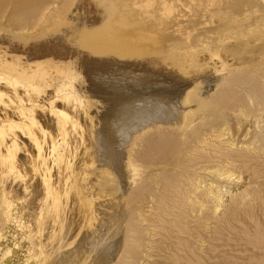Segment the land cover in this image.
Returning <instances> with one entry per match:
<instances>
[{
  "label": "rangeland",
  "instance_id": "374dc122",
  "mask_svg": "<svg viewBox=\"0 0 264 264\" xmlns=\"http://www.w3.org/2000/svg\"><path fill=\"white\" fill-rule=\"evenodd\" d=\"M156 90L193 123L128 167L118 108ZM0 109V264H264V0H0Z\"/></svg>",
  "mask_w": 264,
  "mask_h": 264
},
{
  "label": "bare ground",
  "instance_id": "6f19581e",
  "mask_svg": "<svg viewBox=\"0 0 264 264\" xmlns=\"http://www.w3.org/2000/svg\"><path fill=\"white\" fill-rule=\"evenodd\" d=\"M91 6V5H90ZM86 9V8H85ZM94 11V10H93ZM101 12V11H100ZM99 14V13H98ZM101 14V13H100ZM103 15V14H102ZM102 15H101V17H102ZM97 16V15H96ZM95 16V20H99L98 19V17H96ZM101 17H100V19H101ZM42 20V19H41ZM76 20V19H75ZM74 23V22H73ZM93 24V23H92ZM93 27V26H92ZM91 27V28H92ZM69 28V27H68ZM180 31V30H179ZM232 50H233V48H232ZM231 50V51H232ZM234 51H236V50H234ZM121 53V52H120ZM154 53V52H153ZM162 53V52H161ZM161 53H158V55H161ZM139 55V54H138ZM164 55V54H163ZM170 55V54H169ZM167 56V57H165V59L164 60H166V58H168V57H170V56ZM156 56V55H155ZM162 56V55H161ZM165 56V55H164ZM172 56V55H171ZM160 57V56H159ZM163 57V56H162ZM130 58V57H129ZM158 58V57H157ZM164 58V57H163ZM172 58V57H171ZM174 58V57H173ZM172 58V59H173ZM176 58V57H175ZM174 58V59H175ZM196 58V57H195ZM216 58V57H215ZM221 58V57H220ZM102 59V58H101ZM152 59V58H151ZM160 59V58H159ZM168 59H170V58H168ZM171 59V60H172ZM177 59V58H176ZM97 60V59H96ZM104 60V59H103ZM149 60V59H148ZM162 60V58L160 59V61ZM163 60V61H164ZM190 60V59H189ZM192 60V59H191ZM196 60H198V59H196ZM219 60V59H218ZM221 60V59H220ZM92 61H94V60H92ZM119 61V60H118ZM129 61V60H128ZM147 61V60H146ZM163 61L161 62V63H163ZM179 61V60H178ZM223 61V60H222ZM95 63H97V61H94ZM94 62L92 63V68H94ZM120 62H122L121 60H120ZM127 62V61H126ZM171 62H173V60L172 61H170V63H169V65L171 64ZM194 62V61H193ZM198 62V61H197ZM199 62H200V60H199ZM204 62V61H203ZM215 62V61H214ZM224 62V61H223ZM222 62V63H223ZM98 63H101V64H103L104 66H103V68H105L106 66H111V64L113 65V63H115L114 65H116L117 64V62L116 61H114V60H104V61H102V62H98ZM140 63V62H139ZM159 63V62H158ZM168 63V62H167ZM190 63H191V61H190ZM202 63V62H201ZM155 64H157V63H155ZM160 64V63H159ZM179 63H177V65H178ZM187 64V63H186ZM189 64V63H188ZM194 64H195V62H194ZM224 64H226V63H224ZM51 65H53V64H51ZM55 65V64H54ZM99 65V64H98ZM106 65V66H105ZM118 65V64H117ZM121 66L123 65V64H120ZM126 65H127V63H126ZM125 65V66H126ZM138 65V64H137ZM164 65V64H163ZM168 65V64H167ZM182 65V64H181ZM181 65H179V66H181ZM185 65V64H184ZM196 65V64H195ZM204 65V64H203ZM90 66V65H89ZM96 66H97V64H96ZM102 66V65H101ZM101 66H98V67H100V68H102ZM125 66L123 65V68H125ZM151 66V65H150ZM160 66H162V65H160ZM159 66V67H160ZM172 66V65H171ZM174 66H176V65H174ZM173 66V68H175ZM188 66H190V64L188 65ZM191 66H192V63H191ZM194 66V65H193ZM202 66V65H201ZM116 67L117 66H115L114 68L116 69ZM167 67V66H166ZM169 67V66H168ZM182 67V66H181ZM91 68V69H92ZM111 68V67H110ZM114 68H113V70H114ZM118 68V67H117ZM137 68V67H136ZM150 68H152V67H150ZM165 68V67H164ZM179 68V67H178ZM177 68V69H178ZM191 68V67H190ZM194 68V67H193ZM206 68V67H205ZM90 69V70H91ZM107 69V71H109L108 70V68H105V70ZM127 69V68H126ZM154 69V68H153ZM176 69V71H178ZM2 70V69H1ZM25 70V69H24ZM99 70V69H98ZM102 70V69H101ZM104 70V71H105ZM119 70V69H118ZM130 70V69H129ZM132 70V69H131ZM146 70V69H145ZM150 70V69H149ZM162 70V69H161ZM167 70V69H166ZM188 70H189V68H188ZM194 70V69H193ZM198 70V69H197ZM11 71V70H10ZM21 71V70H20ZM88 71H89V68H88ZM87 71V72H88ZM91 71H93V69L91 70ZM121 71V70H120ZM119 71V72H120ZM133 71V70H132ZM171 71H172V69H171ZM180 71V70H179ZM178 71V72H179ZM24 72V71H23ZM90 72V71H89ZM99 72V71H98ZM136 72V71H135ZM149 72V71H148ZM153 72V71H152ZM156 72V71H155ZM158 72V71H157ZM184 72V71H183ZM182 72V73H183ZM26 73V72H25ZM40 72L37 70V72H35V75L36 74H39ZM91 74H92V72H90ZM95 73V72H94ZM100 73H102V71H100ZM105 74H106V71L104 72ZM112 73V70H111V72L108 74V76L110 75ZM117 73V72H116ZM123 73V72H122ZM170 73V72H169ZM172 73H173V71H172ZM176 73V72H175ZM181 73V71H180V74L183 76V74ZM10 74V73H9ZM24 74V73H23ZM32 74H34V73H32ZM42 74V73H41ZM99 74V73H98ZM107 74L105 75L106 77H107ZM114 74V73H113ZM124 74V73H123ZM123 74H122V76H123ZM128 74V73H127ZM134 74V73H133ZM132 74V75H133ZM138 74V73H137ZM140 74V73H139ZM144 74V73H143ZM155 74V73H154ZM159 74V73H158ZM179 74V73H178ZM177 74V75H178ZM200 74V73H199ZM35 75H33L34 77H35ZM102 75V74H101ZM116 75H118V74H116ZM116 75H114V76H116ZM129 75H131V74H129ZM141 75V74H140ZM157 75V74H156ZM155 75V76H156ZM176 75V74H175ZM185 75V74H184ZM25 76V75H24ZM41 76V75H40ZM92 76V75H91ZM99 76V75H98ZM119 76H120V74H119ZM133 76H136L135 74L133 75ZM132 76V77H133ZM144 76H145V74H144ZM154 76V75H153ZM179 76V75H178ZM187 76V75H186ZM17 77H20V76H17ZM26 77V79H27V76H25ZM36 77H38V76H36ZM76 77H78L79 78V76H76ZM97 77V76H96ZM104 77V76H103ZM111 78H112V76H110ZM124 77V76H123ZM127 77V76H126ZM132 77H130V78H132ZM137 77H139V76H137ZM136 77V78H137ZM142 77V76H141ZM148 77V76H147ZM158 77V76H157ZM12 78V77H11ZM92 78H94V77H92ZM98 78V77H97ZM118 78V77H117ZM121 78V77H120ZM120 78H118V79H120ZM184 78V77H183ZM25 79V80H26ZM32 79V78H31ZM36 79V78H35ZM71 79V78H70ZM76 78L74 77V80H75ZM101 79V78H100ZM106 79V78H105ZM104 79V80H105ZM113 79V78H112ZM124 79V78H123ZM15 80V79H14ZM19 80V79H18ZM40 80V79H39ZM80 80V79H79ZM107 80V79H106ZM105 80V81H106ZM122 80V79H121ZM134 80V79H133ZM63 81V80H62ZM66 81V80H65ZM73 81V80H72ZM112 81H114V80H112ZM116 81V80H115ZM123 81V80H122ZM127 81H128V79H127ZM146 81V80H145ZM175 81V80H174ZM22 82V81H21ZM109 82V81H108ZM117 82H118V80H117ZM35 83V82H34ZM41 83V82H40ZM105 83V82H104ZM115 83V82H114ZM119 83H122L121 81L119 82ZM171 83V82H170ZM31 84V83H30ZM43 84H44V82H43ZM47 84V83H46ZM51 84V83H50ZM66 84V83H65ZM162 84V83H161ZM198 84V83H197ZM18 85V84H17ZM73 85V84H72ZM136 85V84H135ZM159 85V84H158ZM192 85V84H191ZM30 86V85H29ZM58 86H60V85H58ZM148 86V85H147ZM150 86V85H149ZM155 85H153V87H154ZM160 86V85H159ZM158 86V87H159ZM22 87V86H21ZM47 87H48V85H47ZM126 87V86H125ZM125 87H122V88H125ZM129 87H133V86H131V85H129ZM143 87V86H142ZM157 87V88H158ZM198 87V86H197ZM24 88V87H23ZM102 88V87H101ZM127 89H128V87H126ZM144 88H145V86H144ZM143 88V89H144ZM155 88V87H154ZM37 89V88H36ZM62 89H64V88H62ZM104 89H106V88H104ZM118 89V88H117ZM130 89V88H129ZM134 89V88H133ZM140 89V88H139ZM146 89V88H145ZM188 89H191L190 87L188 88ZM33 90V89H32ZM119 90H121V88L119 89ZM124 90V89H123ZM138 90V89H137ZM137 90H135L136 92H137ZM151 90V89H150ZM30 91V90H29ZM112 91V90H111ZM126 91V90H125ZM131 91V90H130ZM145 91V90H144ZM147 91H148V89H147ZM190 91V90H189ZM191 91L193 92V90L191 89ZM25 92V91H24ZM66 92V91H65ZM68 92V91H67ZM75 92V91H74ZM132 92V91H131ZM135 92V93H136ZM142 92V91H141ZM187 92H188V90H187ZM108 93H111V92H108ZM128 93V92H127ZM134 93V94H135ZM143 93V92H142ZM145 93H146V91H145ZM144 93V94H145ZM148 93V92H147ZM150 93H152V92H149V94ZM163 93H165L163 90H159V91H155V93L153 92V94L152 95H155V96H151V97H148V98H144V95H143V97L142 98H144V100H142L141 98H140V100H136V99H133L132 100V102H128V101H125V102H128V104H127V106H121V104H120V108H122V109H120V108H118V107H116V106H114V108L116 107V109L118 108L119 109V111L121 110V112L119 113V114H116V115H119L118 117H117V119H118V124H119V127H114L113 126V128H116V129H114V131L116 130V133H114L113 132V130H112V132L114 133V134H117V137L118 138H120L119 140H118V138H117V140L119 141V143H121L122 145H125V143L130 139V137H131V135H133L134 133H136V135H134V136H136L135 137V139L134 138H131V139H134V140H132L133 141V143L131 144V145H129L128 146V158L126 159L127 160V162H128V167H129V165H130V158H132L131 156V154H133L134 153V151L136 150V148H137V146H138V143H140V140L141 139H143L144 137L146 138L147 137V134H150V132L151 131H154V130H163V129H167V128H169V129H171L172 130V128L170 127V126H168V127H165V124L166 123H170L172 126H176V128L178 129V128H183V127H186V126H188V125H190L191 124V122H192V120H191V122H189V118H190V116H194V115H192L193 113H192V109H185V111H183L182 109H184L183 107H181V109L179 108L180 106H179V104H178V101H177V103L176 104H178V105H176L173 101H162L163 99H162V96L163 97H166V96H164V94ZM186 93V92H185ZM67 94V93H66ZM116 94V93H115ZM125 94V93H124ZM161 94V95H160ZM193 94V93H192ZM190 92L189 93H187V95H186V97H185V99L184 98H182V102H183V99H184V104H185V102L189 99V95H191V96H193V95H195V94H193L192 95ZM107 95V94H106ZM139 95H141L142 96V94H139ZM138 95V96H139ZM148 95V94H147ZM110 96V95H109ZM122 96H123V94H122ZM146 96V95H145ZM21 97V96H20ZM23 97V96H22ZM108 97V96H107ZM113 97H114V95H113ZM112 97V98H113ZM119 97V96H118ZM140 97V96H139ZM183 97H184V95H183ZM68 97H66V99H67ZM121 98V97H120ZM120 98H118V99H120ZM124 98V97H123ZM129 98V97H128ZM174 98V97H173ZM219 98V97H218ZM16 99V98H15ZM108 99V98H107ZM126 99H127V97H126ZM160 99H162V100H160ZM164 99H166V98H164ZM195 99V98H194ZM14 100V99H13ZM109 100L110 99H108V102H109ZM116 100H117V97H116ZM115 99H114V101H116ZM128 100V99H127ZM168 100H169V98H168ZM190 100V99H189ZM188 100V101H189ZM110 101H113V100H110ZM192 101V98H191V100H190V102ZM195 101V100H194ZM203 101V100H202ZM116 102H120V101H116ZM125 102H123V103H125ZM182 102H181V104H182ZM209 102V100L206 102V103H208ZM81 104H83V101H81L80 102ZM88 103V102H87ZM114 103V102H113ZM118 103H117V105H118ZM188 102H186V104H187ZM210 103V102H209ZM208 103V104H209ZM71 104V103H70ZM84 104H85V102H84ZM89 104V103H88ZM108 104H110V103H108ZM112 104V103H111ZM184 104H182V106L184 105ZM190 104V106H191V104H193V103H189ZM189 104H187V105H189ZM204 104H205V101H204ZM203 104V105H204ZM211 104V103H210ZM215 104V103H214ZM89 105H91V104H89ZM122 105H124V104H122ZM126 105V104H125ZM197 105V104H196ZM206 105V104H205ZM205 105H204V107H205ZM71 106H74V103L73 104H71ZM85 106V105H84ZM88 106V105H87ZM107 106H109V105H107L106 104V109H107ZM112 106H113V104H112ZM186 106V105H185ZM194 106V105H193ZM200 106V105H199ZM207 106V105H206ZM213 106V105H212ZM212 106H211V108H212ZM104 107V106H103ZM208 107V106H207ZM185 108H187V106L185 107ZM192 108V107H191ZM194 108V107H193ZM199 108V107H198ZM182 110V111H181ZM0 111H2L1 109H0ZM119 111H116V112H119ZM199 111V110H198ZM15 112V111H14ZM115 112V111H114ZM114 112H111V113H114ZM110 113V112H109ZM195 113V112H194ZM197 113V112H196ZM199 113H200V111H199ZM14 114V113H13ZM18 114V113H17ZM111 115V114H110ZM116 115L114 114V118H116ZM196 115V114H195ZM112 116V115H111ZM105 117V116H104ZM113 117V116H112ZM196 117V116H195ZM200 117V116H199ZM15 118V117H14ZM110 118V117H109ZM114 118H111V119H114ZM65 119V118H64ZM191 119V118H190ZM195 119V118H194ZM16 119H14V121L13 122H11V126L12 127H17L16 125H15V121ZM107 120V119H106ZM100 121V120H99ZM110 121V120H109ZM110 124H112L111 122H109ZM113 123H114V121H113ZM193 123V122H192ZM109 124V125H110ZM115 124V123H114ZM113 124V125H114ZM111 126V125H110ZM96 127V126H95ZM103 127V126H102ZM112 127V126H111ZM18 128V127H17ZM109 128V127H108ZM22 129V128H21ZM177 129H175L174 128V131L175 130H177ZM59 130V129H58ZM111 130V129H110ZM106 132V131H105ZM196 133V132H195ZM26 134V133H25ZM111 134V133H110ZM33 135H35V134H33ZM103 135V134H102ZM1 136H3V135H1ZM17 136V135H16ZM44 136V135H43ZM151 136V135H150ZM33 137V136H32ZM45 137V136H44ZM2 138V137H1ZM35 138V137H34ZM97 138V137H96ZM108 138V137H107ZM113 138V137H112ZM116 138V136L114 137V139ZM151 138V137H150ZM147 140H148V137L146 138ZM208 139V138H207ZM35 140H36V146H37V150H41V145H40V143H39V141H38V139H36L35 138ZM116 140V139H115ZM146 140V141H147ZM99 141V140H98ZM131 141V142H132ZM141 142H144V141H142L141 140ZM17 143V142H16ZM117 143V142H116ZM212 144V143H211ZM10 146V145H9ZM16 146V145H15ZM36 146H34V147H36ZM39 146V147H38ZM126 146V145H125ZM33 147V148H34ZM106 147V146H105ZM122 147V146H121ZM43 148V147H42ZM126 150V149H125ZM34 151V150H33ZM29 152H31V151H29ZM16 153V152H15ZM40 155L42 154V151L39 153ZM21 155V154H20ZM28 156V161H30L31 162V165H33L32 164V159H31V154H29V155H27ZM37 156V155H36ZM102 156V155H101ZM26 157V156H25ZM30 157V158H29ZM107 157H108V155H107ZM103 158H105V157H103ZM6 159V158H5ZM8 159V158H7ZM12 159V158H11ZM25 159V158H24ZM22 160V159H21ZM26 160V159H25ZM38 160V159H37ZM90 160V159H89ZM106 160V159H105ZM107 160H108V158H107ZM27 161V160H26ZM34 161V160H33ZM35 161H36V159H35ZM41 161V160H40ZM102 161V160H101ZM100 162V161H99ZM102 162H105L104 160L102 161ZM28 163V162H27ZM46 163V162H45ZM44 163V164H45ZM97 163H98V161H95V165H97ZM227 163V162H226ZM100 164V163H99ZM93 165H94V163H93ZM94 165V167L95 168H97L98 169V167L100 168V166H98V167H96ZM90 166H92V164L90 165ZM89 166V167H90ZM102 167V166H101ZM82 168V167H81ZM73 169V168H72ZM90 169V168H89ZM92 169H93V167H92ZM80 170V169H79ZM105 170V169H104ZM98 172L100 171V169H98L97 170ZM105 171H107V170H105ZM104 171V172H105ZM101 172H103V171H101ZM211 172V171H210ZM70 173H71V171H70ZM81 173V172H80ZM94 173V172H93ZM106 173V172H105ZM73 174V173H72ZM71 175V174H70ZM81 176V175H80ZM73 177V176H72ZM222 177V176H221ZM79 178V177H78ZM45 179H47V177H45ZM80 179H82V178H80ZM73 180V179H72ZM47 181V180H46ZM47 183V182H46ZM50 183V182H49ZM68 183V182H67ZM77 183V182H76ZM71 184V183H70ZM98 184V183H97ZM48 189V188H47ZM77 189V188H76ZM69 190V189H68ZM96 190V189H95ZM47 193V192H46ZM211 193V192H210ZM213 193V192H212ZM69 195V194H68ZM93 203V202H92ZM44 205V204H43ZM54 207H55V205H54ZM57 207V206H56ZM56 207H55V209H56ZM42 209H44V206H43V208ZM55 209H54V211L52 210V208H47L46 210H47V212H46V215H51L52 213H54L55 212ZM45 210V209H44ZM53 211V212H52ZM56 211H57V209H56ZM59 211V210H58ZM45 212V211H44ZM42 213V212H41ZM56 213V214H55ZM52 216H54L55 215V217L56 216H58V212H55ZM44 214V213H43ZM45 215V214H44ZM44 215H42V216H44ZM41 218V217H40ZM52 218V217H51ZM42 219V218H41ZM55 218L53 217V220H54ZM47 220V219H46ZM46 220H44V221H46ZM54 222H55V220H54ZM52 223V222H51ZM88 223V222H87ZM49 224H50V222H49ZM46 225V224H45ZM50 227H51V224H50ZM53 234V233H52ZM52 234L50 235L51 237H52ZM54 235V234H53ZM114 243V242H113ZM110 244L109 245V253L111 254V255H109V257H111L114 253H113V249H114V247L117 245V244ZM124 246V245H123ZM117 248H119V247H117ZM116 250V249H115ZM116 252H117V250H116ZM115 252V253H116ZM115 255V254H114ZM112 259L111 258H109V261H106V262H104V264H112ZM121 260H118V264L119 263H121L120 262Z\"/></svg>",
  "mask_w": 264,
  "mask_h": 264
}]
</instances>
